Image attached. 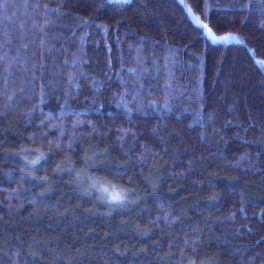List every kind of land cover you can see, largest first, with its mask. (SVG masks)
Instances as JSON below:
<instances>
[{
    "label": "trees",
    "instance_id": "16d2710c",
    "mask_svg": "<svg viewBox=\"0 0 264 264\" xmlns=\"http://www.w3.org/2000/svg\"><path fill=\"white\" fill-rule=\"evenodd\" d=\"M0 264H264V0H0Z\"/></svg>",
    "mask_w": 264,
    "mask_h": 264
},
{
    "label": "rangeland",
    "instance_id": "374dc122",
    "mask_svg": "<svg viewBox=\"0 0 264 264\" xmlns=\"http://www.w3.org/2000/svg\"><path fill=\"white\" fill-rule=\"evenodd\" d=\"M196 23H198V25H202L201 21H199L198 19H195ZM209 39L212 40L213 42H217V43H230V42H238V38L234 37V36H215L214 34H207ZM223 37H227V39H224Z\"/></svg>",
    "mask_w": 264,
    "mask_h": 264
},
{
    "label": "snow or ice",
    "instance_id": "6c2138e0",
    "mask_svg": "<svg viewBox=\"0 0 264 264\" xmlns=\"http://www.w3.org/2000/svg\"><path fill=\"white\" fill-rule=\"evenodd\" d=\"M204 27L207 28L206 25ZM207 30H208L209 34H211V29H207ZM223 38L224 39H227V37H223ZM33 163H35V162H33ZM113 199H118V197H113Z\"/></svg>",
    "mask_w": 264,
    "mask_h": 264
}]
</instances>
